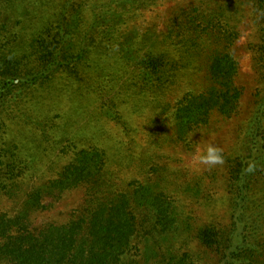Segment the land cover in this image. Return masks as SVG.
<instances>
[{
  "label": "trees",
  "instance_id": "16d2710c",
  "mask_svg": "<svg viewBox=\"0 0 264 264\" xmlns=\"http://www.w3.org/2000/svg\"><path fill=\"white\" fill-rule=\"evenodd\" d=\"M12 1L0 0V8ZM157 1L93 0L85 32L78 1L53 6V0H42L43 16L29 20L26 36L18 31L3 36L7 40L0 53V117H11L24 91L48 87L59 75L77 81L84 71L98 72L105 58L115 68L121 66L123 90L137 96L173 93L180 77L189 83L198 80L159 103L160 109L155 107L159 117L165 116L160 130L169 132L170 143L188 145L192 134L210 130L213 119L225 123L238 113L242 90L236 85L239 68L232 50L239 32L226 2L247 3L257 22L252 61L260 84L233 150L222 155L227 222L193 227L171 194L181 185H170L164 167L151 159L141 180L121 183L113 177L102 148L78 149L77 141L63 136L55 150L61 158L70 156L43 180L28 151L12 143L0 147V202L6 203H0V264H201V254L181 251L190 241L212 254L213 264H264V0H192L167 20L162 35L128 38L125 25L131 16ZM32 3L26 0L27 8ZM15 40L20 47L16 53L8 51ZM106 94L110 108L117 109L113 91ZM42 123L27 126L42 132ZM117 138L128 147L135 144L131 137L127 142ZM129 157L122 165L135 167ZM200 183L188 185L195 198ZM75 191L80 198L74 207L37 224L42 213ZM47 198L51 203L46 205Z\"/></svg>",
  "mask_w": 264,
  "mask_h": 264
},
{
  "label": "rangeland",
  "instance_id": "374dc122",
  "mask_svg": "<svg viewBox=\"0 0 264 264\" xmlns=\"http://www.w3.org/2000/svg\"><path fill=\"white\" fill-rule=\"evenodd\" d=\"M64 1L66 0H53L52 4L55 6ZM75 1H78L84 10L81 30L86 32L90 20L89 6L93 0ZM190 1L192 0H158L156 5L136 11L125 25L126 36L137 39L143 34L160 35L167 20L173 18L177 11L184 10ZM226 4L233 11L239 32L232 52L239 68L236 85L242 90L238 113L231 120L215 123L213 119L210 130L203 129L192 134L187 139L188 145L185 143L173 145L169 140V132L164 134L160 130L165 125V116L159 117L155 107L160 109L159 103L172 100L178 96L180 90L198 84V80L189 83L188 79L180 77L172 86L173 93L155 97L149 94L137 96L133 92L123 90L126 80L121 66L117 69L112 62L107 63L104 58L103 66L98 72L84 71L77 81L73 79L67 81L63 75H59L48 87L42 89L35 86L29 91H24L22 98L14 104L17 109L10 113L11 117L5 113L6 117H0V147L13 143L17 144L20 150L28 151L25 152L26 156H31L38 164L41 170L38 174L39 179L43 180L52 171L64 165L70 156L61 158L58 150H55L62 142L63 136H67L70 141H77L78 149L89 145L102 148L113 177L119 179L121 183L141 180L142 173L148 169V161L151 159L164 167L170 185L174 188L175 184L181 185V190H175V193L171 194L179 201L176 204L179 205V213L189 216L193 227L210 222L226 223L228 195L224 189L222 176L224 163L213 167L200 166L199 169L190 167L192 155L202 151L208 144L219 148L221 155L233 150L237 141V130L248 120L252 112L254 93L260 84L257 68L252 61L253 45H256L257 41L255 15L247 3ZM2 6L4 9L0 8V53L3 51V43L7 40L3 36L9 37V34L16 31L21 37L26 36L29 20L36 22L43 16L40 10L45 8L42 0H33L28 8L26 0H14ZM4 25L5 29L2 28ZM18 47L15 40L8 47V51L12 49L16 53L20 51ZM97 49L99 48L94 50ZM107 49L113 53L110 48ZM179 74H182L181 71ZM108 89L115 94L114 102L118 103L115 110H112L110 102H107ZM32 121L36 123L43 121L40 126L43 131L39 132V128L32 125L27 126V122ZM117 136L121 137L123 142H127V137H131L135 144H131L132 147H128L129 144H120ZM127 156H130L129 161L135 160V167H138L129 164L124 167L123 160ZM144 161H147V164ZM200 179L201 192L199 198H195L188 185L194 187V183ZM40 182L37 184L40 185ZM79 198L80 194L77 191L64 196L62 200L55 202L51 209L41 214L36 221L37 224L54 220L59 214L74 207ZM0 203L1 206L6 204L4 201ZM50 203V199L44 200V204ZM187 244L181 251L201 254V264H213L212 254L203 252L195 242L190 241Z\"/></svg>",
  "mask_w": 264,
  "mask_h": 264
},
{
  "label": "clouds",
  "instance_id": "9594fccd",
  "mask_svg": "<svg viewBox=\"0 0 264 264\" xmlns=\"http://www.w3.org/2000/svg\"><path fill=\"white\" fill-rule=\"evenodd\" d=\"M223 162L221 150L214 145L208 144L202 151H197L192 155L190 167L193 169H199L200 166L213 167L223 164Z\"/></svg>",
  "mask_w": 264,
  "mask_h": 264
}]
</instances>
